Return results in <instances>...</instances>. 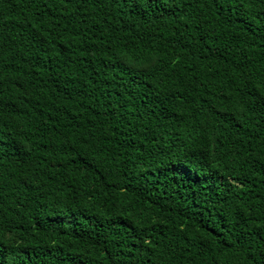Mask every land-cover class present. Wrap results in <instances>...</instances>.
Instances as JSON below:
<instances>
[{
	"label": "trees",
	"instance_id": "obj_1",
	"mask_svg": "<svg viewBox=\"0 0 264 264\" xmlns=\"http://www.w3.org/2000/svg\"><path fill=\"white\" fill-rule=\"evenodd\" d=\"M0 264H264V0H0Z\"/></svg>",
	"mask_w": 264,
	"mask_h": 264
}]
</instances>
